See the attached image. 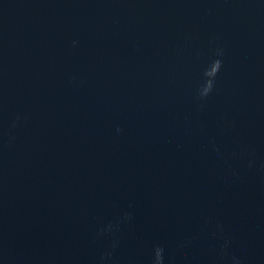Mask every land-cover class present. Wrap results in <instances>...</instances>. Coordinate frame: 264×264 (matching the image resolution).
I'll return each instance as SVG.
<instances>
[{
    "label": "water",
    "instance_id": "95a60500",
    "mask_svg": "<svg viewBox=\"0 0 264 264\" xmlns=\"http://www.w3.org/2000/svg\"><path fill=\"white\" fill-rule=\"evenodd\" d=\"M158 247L264 264V0H0V264Z\"/></svg>",
    "mask_w": 264,
    "mask_h": 264
},
{
    "label": "clouds",
    "instance_id": "9594fccd",
    "mask_svg": "<svg viewBox=\"0 0 264 264\" xmlns=\"http://www.w3.org/2000/svg\"><path fill=\"white\" fill-rule=\"evenodd\" d=\"M215 65L217 68H219L221 66L220 61L216 60ZM204 75L208 76L209 74L207 72H205ZM213 79H206L204 86H203L202 90L200 91V97L201 98L206 97L211 92L212 87H213ZM162 254H163L162 248L158 247L155 249V264H162Z\"/></svg>",
    "mask_w": 264,
    "mask_h": 264
}]
</instances>
